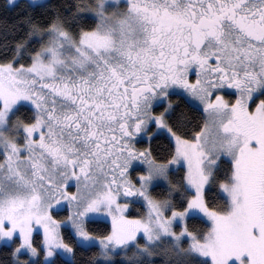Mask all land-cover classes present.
Returning a JSON list of instances; mask_svg holds the SVG:
<instances>
[{
	"label": "snow or ice",
	"instance_id": "obj_1",
	"mask_svg": "<svg viewBox=\"0 0 264 264\" xmlns=\"http://www.w3.org/2000/svg\"><path fill=\"white\" fill-rule=\"evenodd\" d=\"M0 264H264V0H4Z\"/></svg>",
	"mask_w": 264,
	"mask_h": 264
},
{
	"label": "trees",
	"instance_id": "obj_2",
	"mask_svg": "<svg viewBox=\"0 0 264 264\" xmlns=\"http://www.w3.org/2000/svg\"><path fill=\"white\" fill-rule=\"evenodd\" d=\"M4 0H0V4H3Z\"/></svg>",
	"mask_w": 264,
	"mask_h": 264
}]
</instances>
